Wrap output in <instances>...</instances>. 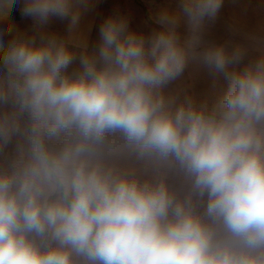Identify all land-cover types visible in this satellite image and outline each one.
I'll list each match as a JSON object with an SVG mask.
<instances>
[{"label": "clouds", "instance_id": "9594fccd", "mask_svg": "<svg viewBox=\"0 0 264 264\" xmlns=\"http://www.w3.org/2000/svg\"><path fill=\"white\" fill-rule=\"evenodd\" d=\"M89 3L0 0V146L24 135L0 168V264H264V52L204 41L223 0H177L147 37L109 16L89 51L71 41ZM192 61L226 83L211 108L164 93ZM114 133L188 191L117 167Z\"/></svg>", "mask_w": 264, "mask_h": 264}, {"label": "rangeland", "instance_id": "374dc122", "mask_svg": "<svg viewBox=\"0 0 264 264\" xmlns=\"http://www.w3.org/2000/svg\"><path fill=\"white\" fill-rule=\"evenodd\" d=\"M175 9L177 0H100L98 6L97 26L94 28L86 45L91 51L99 44V27L109 16H123L129 21V28L142 33L146 37L158 26L151 17L161 8ZM67 29V28H66ZM62 37L68 33L48 28ZM184 29L181 28L183 34ZM203 39L206 43L224 44L232 48L242 46L249 58L264 52V0H223V5L214 21H206ZM226 83L222 77L213 78L207 68L198 61H192L184 73L164 89L166 97L175 105L192 101L199 106L211 108L222 95ZM22 128L26 127L21 121ZM111 145L110 157L117 167L134 172L143 178H163L169 186L178 193L188 191V181L185 174L176 165H154L151 162L139 160L124 144L119 133L109 134ZM24 143V135L13 136L6 145L0 146V168H6L18 155V145Z\"/></svg>", "mask_w": 264, "mask_h": 264}, {"label": "crops", "instance_id": "0c3cea01", "mask_svg": "<svg viewBox=\"0 0 264 264\" xmlns=\"http://www.w3.org/2000/svg\"><path fill=\"white\" fill-rule=\"evenodd\" d=\"M100 0H90L89 6L87 10L82 11L81 20L71 35V41L81 44L88 43L91 39L94 28L97 26L98 20V6ZM9 24L13 28V34L17 31L25 32L28 35H32L34 32V22L29 17H23L20 13V8L17 6L10 14ZM68 26L67 20H60L58 18H51L48 25H46V29L52 27L56 28L58 31H62L66 33ZM5 25H0V31L5 29ZM8 37L6 36V39Z\"/></svg>", "mask_w": 264, "mask_h": 264}]
</instances>
